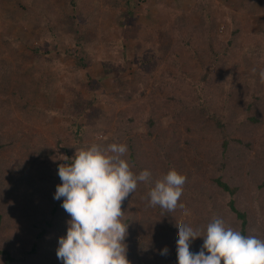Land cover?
Here are the masks:
<instances>
[{
    "label": "rangeland",
    "instance_id": "1",
    "mask_svg": "<svg viewBox=\"0 0 264 264\" xmlns=\"http://www.w3.org/2000/svg\"><path fill=\"white\" fill-rule=\"evenodd\" d=\"M12 1L0 0V63L3 50L10 47L6 43L12 40L18 47V66L25 69L35 60L33 78L50 95L31 97V108L18 96L7 102V112L0 107V142L4 146L14 142L3 151L5 156L13 155L6 166H13L14 158L25 157L29 151L33 160L21 171V178L31 179L33 190L21 188L13 173L0 192V249L15 256L14 264L33 260L31 247L40 242L36 233L43 227L54 236V245L49 251L37 244V256L43 261L38 256L33 262L62 264L56 249L70 216L62 201L53 198L61 183L56 179L57 166L94 143L126 144L125 159L134 174L150 170L144 159L151 154L179 155V159L177 155L169 158L171 168L166 173L152 168L151 181L138 183L122 203L129 264H176L178 237L168 230L171 220L200 229L202 235L211 214L222 218L219 212L223 211L227 214L222 219L234 221L227 211L230 196L219 195L207 177L209 168H215L210 160L219 164L223 159L225 140L227 150L236 156L227 158L231 160L228 167L245 175L239 197L254 213L248 235L264 239V175L260 180L250 175L264 156V0H135L131 5L121 0L119 8L114 0H80L75 8L69 0H18L22 7ZM47 2L52 4L48 12L52 23L59 26L54 35L48 22L36 15ZM128 7L134 15L121 28L118 13ZM87 11L93 13L89 23L79 15L86 17L82 12ZM69 27L84 31L81 46H74ZM33 46L40 52L33 53ZM78 55L85 56L84 65ZM15 58L6 59L13 62ZM203 77L206 82L201 81ZM204 103L209 112L200 120L201 127L187 123L195 119L189 113L194 106ZM73 119L90 130L81 141L72 135ZM240 123H252L247 135L237 129ZM219 172L216 168L215 174ZM172 175L186 186L178 205L183 212L162 218L149 205L148 192L156 181ZM196 184L204 185L207 194L212 189L216 192L204 199ZM213 199L216 209L210 204ZM30 211L40 212L36 228L27 217ZM225 225L237 230L235 222ZM202 244L203 238L197 237L190 251L198 252ZM165 252L168 259L161 261Z\"/></svg>",
    "mask_w": 264,
    "mask_h": 264
},
{
    "label": "clouds",
    "instance_id": "2",
    "mask_svg": "<svg viewBox=\"0 0 264 264\" xmlns=\"http://www.w3.org/2000/svg\"><path fill=\"white\" fill-rule=\"evenodd\" d=\"M127 152L124 143H94L79 150L70 163L58 166L61 183L53 198L62 201L70 216L56 249L62 264H129L121 206L138 183L151 181V172L145 169L134 174L125 159ZM185 187L174 175L156 181L148 192L149 205L162 218L182 213L178 205ZM177 232V264H264V239L243 235L226 226L222 218L213 219L203 235L186 224ZM197 237L203 238V244L192 252L190 245ZM167 259L166 252L160 256L161 261Z\"/></svg>",
    "mask_w": 264,
    "mask_h": 264
},
{
    "label": "trees",
    "instance_id": "3",
    "mask_svg": "<svg viewBox=\"0 0 264 264\" xmlns=\"http://www.w3.org/2000/svg\"><path fill=\"white\" fill-rule=\"evenodd\" d=\"M15 1H16V4H18L19 6L22 7V2H20L18 0H13L12 2L14 3ZM48 1H50V0H48ZM78 1H80V0H69V5H71L75 8L76 5L79 3ZM120 1L121 0H114L113 5L116 8H119L120 7ZM132 1L135 2V0H125V4L131 5ZM82 8L83 7L79 8V9L82 10ZM50 11H52V4L47 2L46 7H44L42 10L40 8V10L38 12H36V15L41 21L45 20L48 22L49 30L50 31L52 30L53 35H54L58 31L59 26H57L56 23H52V18H51V16H49V13H48ZM82 13L85 15L87 14L86 17H83L81 12H79V15H80V18L82 19V22H88V23L92 22V20H91L93 18L92 12L87 11L86 13L85 12H82ZM133 15H134V12H133L132 8H129V7H128V10H126V11H124V10L119 11L117 17H119V20L122 19V20H120L121 28L122 27L126 28V25L129 24V17L133 16ZM25 16H26V14H25ZM73 19H74V17H73ZM73 23H75V22H73ZM67 31H68V34L71 36L70 38H72L74 40V46H76V47L81 46L82 40L85 39V34H83L84 31L82 33H79L77 29H75V28L73 29L72 27L67 28ZM1 36L3 37L4 35L1 34ZM11 37L12 36H10V38ZM9 41L12 42V40H9ZM10 42H8V43H10ZM8 43H6V44L9 45L10 47H7L6 50H3L2 53H3L4 58H1V61H3V63H0V107L5 106L3 108V112L8 111V110H6L7 109L6 104H7V102H9L10 99L14 98L15 96H18V98L21 100H22V97H23V99L25 98L26 103H28V105H30V108L32 105V103H29L31 97L33 99L35 96H38V94L40 95L43 92L45 94V97L47 95H48V97L50 96L45 91L44 84H42V83L37 84L36 80L33 78V76H34L33 71L35 69H37V66H36L37 62L34 60L32 63L34 66L32 64H30L27 68L21 69L22 67L18 66L19 65V59H18L19 52L17 50L18 47L13 42L11 44H8ZM32 51H33V53H39L40 52L38 46H33ZM14 52H16L17 54H14ZM46 52L49 53L48 50H46ZM72 52H75V50H72ZM77 53H78V51H77ZM159 53L162 54L161 51H159ZM10 55H14L17 58L13 59L14 60L13 62H10V60L6 59L7 57L10 59ZM75 55H76V52H75ZM77 59L82 61L83 65L85 64V62H84L85 56L78 55ZM142 59H144V58L142 57L141 60ZM134 62L137 63V58L134 59ZM4 63L6 65H4ZM47 76H48V74H47ZM139 79L142 82L144 80L143 75L140 76ZM201 81L206 82V77H203L201 79ZM159 82H161V80L158 81V83ZM33 90H36L37 93ZM25 92L28 94V96L24 95ZM21 95H23V96H21ZM206 105L207 104L204 103L203 105H201V107H199L196 104L194 106V110L189 112L190 115H193L195 117V119L191 118L187 121V123L193 125L194 127L200 128L201 127V125L199 124L200 120H202L203 117L204 118L207 117V113L209 112L208 105H207V107H206ZM65 106L66 105H63V107H65ZM82 106H84V105H82ZM84 108L86 109L85 106H84ZM249 108H250V106H248V109ZM39 110L44 111V108L42 106H39ZM61 110L62 109L60 108V109H56L55 111L60 112ZM56 112H54V113H56ZM200 116H201V118H199ZM204 118H203V120H204ZM257 118H258L257 116H254V119H257ZM71 123H73L72 125L75 126L71 130L72 135L80 141L82 140V137L86 133V131L87 132L90 131L88 128H86V126L84 124L77 122V120H75V119H73V121ZM217 124L223 125L224 123L221 120H217ZM244 125H246V126H244ZM248 127H253L252 123H248V124L247 123H244V124L240 123V126H238L237 129L244 132L245 133L244 135H247L248 134L247 133ZM230 131H231V129H230ZM248 142H251V141H248ZM228 143H229L228 140H225L223 143H221L223 159L219 164H216V161L213 162V159H211L210 160L211 164L214 163L215 168L212 170V167H210L209 168L210 173L208 176L206 173V176L211 179V181L213 182L212 184L215 186V189L217 190V193H219V195H222L223 198L225 197V195L230 196L226 202L227 203V211L229 212L228 215L231 218H235V219H233L234 221H232V220L228 221V220L223 219L224 222H231V223L235 222V224L237 225L236 226L237 230L240 231L243 235L247 236L251 222L253 221V218H254L253 217L254 213H253V210H250L246 205L242 204V202H241L242 200L239 197V194L241 192V188L243 186L242 183L244 182L245 175L242 174V171L239 172L237 169H232V168L228 167V165L230 164V161H231V160L228 161V159L232 158V160H234V158L236 157V156H233L234 152L227 150ZM13 144H14V142H10V143L7 142V144L4 146L0 142V187L2 186V189L0 190V192H4V188L7 185H9V181H11V177L13 176L12 175L13 173H15V175H16L15 178H16V180H17V182L21 188H23L24 190H29V189L33 190L34 188H32V187H34V185L31 182V179L29 178L27 181L26 179L24 180L23 178H21V175H22L21 171L23 170V168L27 167V165L31 166L30 164L33 163V160L31 158L32 153H30V151L28 152V155H26L25 157H23V155H22V156H18L16 158H14L15 162L13 160V163H12L13 166H9V165L6 166V164H5L6 162H8L9 160L12 159L13 155L11 156V154L9 153L10 155L5 156L3 154V151L12 147L11 145H13ZM162 154H163V157H162ZM174 155H177L176 159L177 158L179 159L178 154L170 153V154L166 155V153L164 152L161 154H157L156 156H153V154H151V157H149L148 160L144 159V162L148 164V166L150 168V170L149 169L148 170L151 172V175L153 174L152 168H154L155 166L157 167V170L166 173V171L167 170L169 171V169L171 168V166L169 165L171 163L170 157L174 156ZM211 157H213V156H211ZM23 158H25V159H23ZM71 158H68L67 160L61 162L60 164H58V166H60V165L64 166L63 164H65L67 162L70 163ZM262 158H263L262 163L256 165V167L250 171V175H254L255 179L253 178V180H258V179L260 180L261 175L262 176L264 175V156ZM130 159H132V158H130ZM2 162L4 164H2ZM58 166H57L56 179H57V181L58 180L60 181V177L58 175ZM236 166L238 169L241 167V162L238 159L236 160ZM216 168L221 170V172H219L218 174H215ZM139 170H141V169H139ZM9 173H11V174L9 175ZM133 173H135V171H133ZM31 177H32V175H31ZM227 180L230 182H233V183L236 182V183H238V185L236 184L237 185L236 186V185L230 184ZM261 184H262L261 186L263 188L264 187V181ZM195 186H197V184ZM17 188H19V187H16L15 189H17ZM197 188H199V191L203 193L202 197L204 199H205V197H208L207 196L208 194L213 196L214 193L216 192L212 189V190H208V194H207L205 191V187L202 184L198 185ZM254 197H255L254 195H251L250 198H254ZM213 201H214V199L211 201L210 204L212 205V208L216 209L218 206L216 204H213ZM30 212H31L30 213L31 216L29 214H27V217L28 216L31 217L32 227L36 228L37 227L36 221H38V219H39V213L40 212L39 211H35V212L30 211ZM219 213L223 215L222 218L224 217V214L225 215L227 214L226 212H223V211H221ZM1 217H2V213L0 212V218ZM215 218L216 217L212 218V214L210 215V219L213 220ZM217 218H219V214H218ZM177 223L178 222L171 220L170 225L168 226V230L170 232L171 231L174 232L175 237H178L177 228L180 226V224H177ZM36 236L40 242L35 241L36 244H34V246L31 247V252L35 253V257L30 262H27V260H26L25 261L26 264H28V263L29 264H35V263L39 264V262H37V261L33 262L35 260V258L40 255L39 254L37 256V250H38L37 244L40 247L44 248L45 250H49V251L54 245L55 238L52 234H49V232H47L45 227L39 229L38 232L36 233ZM26 253L29 254L30 250L28 249L26 251ZM0 254L4 259L3 264H14L15 262H17V259L15 258V256H11L7 249L1 248ZM175 255H176V264H177L176 252H175ZM39 257H41L40 261H43V257L42 256H39Z\"/></svg>",
    "mask_w": 264,
    "mask_h": 264
}]
</instances>
